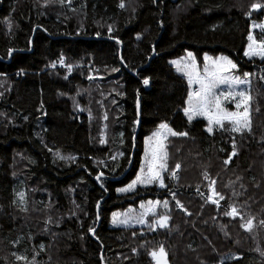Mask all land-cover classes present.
Segmentation results:
<instances>
[{
	"label": "trees",
	"instance_id": "trees-1",
	"mask_svg": "<svg viewBox=\"0 0 264 264\" xmlns=\"http://www.w3.org/2000/svg\"><path fill=\"white\" fill-rule=\"evenodd\" d=\"M263 22L264 0H0V264H155L161 247L264 264V57L245 55ZM187 51L249 73L248 128L182 112ZM161 123L186 133L164 137L163 186L118 191Z\"/></svg>",
	"mask_w": 264,
	"mask_h": 264
},
{
	"label": "snow or ice",
	"instance_id": "snow-or-ice-1",
	"mask_svg": "<svg viewBox=\"0 0 264 264\" xmlns=\"http://www.w3.org/2000/svg\"><path fill=\"white\" fill-rule=\"evenodd\" d=\"M123 7V4H121ZM260 4L254 3L252 5L253 9L260 8ZM251 40V35L249 36ZM249 51L245 52V55H253L259 54L264 57V40L260 42L259 45V52H256L253 45L249 46ZM188 56L191 58V64H186L184 66L185 75L188 78V84L191 89V85L197 84L199 87L193 91L190 90L188 93V100L186 101L187 107L184 108L185 115L188 116V119L191 120L193 115H207L209 119V124L215 122L216 124H221V122L225 119L230 120L233 123V130L240 131L241 128H248L249 121H248V100L249 97L245 95L244 92H237L241 100L240 103L236 104L237 108L241 107V104L244 106L243 113H228L224 109L221 108L220 105V97L216 93V89L220 84H229L231 87L232 84H240V83H247L246 80H241L239 77H234L232 79H226L222 73L226 72V70L231 67L235 68L236 65L232 63L227 57H220L216 61H213L211 65H209L208 61L210 60L209 57L205 56V66L203 73H199L196 71V64L195 59L192 57V53H188ZM174 65H178L177 61H172ZM71 67L70 65L68 66ZM178 71L182 69L178 66ZM249 73H244V76L247 77ZM143 83L147 85L149 83L148 78L143 80ZM221 95H224L221 93ZM228 95H232L231 91ZM213 109L215 113L213 114ZM159 128L164 130L167 133H171V135H186V133H176L172 129L168 127L167 124L161 123ZM209 131L212 129L209 128ZM153 137H156L155 141L153 142L151 138L145 141L146 148H145V160L141 167L140 174L137 175L136 180L132 181L127 188L118 189V191H127L131 189L136 183H150L153 180L161 181V186H163V181L161 177V170L164 169V159L166 153L164 152V144H163V133L162 132H154ZM103 142V141H101ZM63 159V157H61ZM227 163V161H226ZM144 165L147 166V172L144 171ZM179 165H177V168ZM99 178V177H98ZM22 195V194H21ZM179 204V202H177ZM165 207H167V202H165ZM143 207V205H142ZM147 211H152V206L150 202V207ZM146 213H142L141 217L139 218L138 222L143 223V215ZM228 215H235L236 209H232L231 212L227 213ZM168 217L161 216L159 220L160 227H165L167 223ZM122 223H127V220L121 221ZM252 223L251 220L248 221V225L250 226ZM91 231V229H89ZM160 256L161 258L164 257L165 253L163 248L160 249ZM153 256L156 255L155 252L152 253Z\"/></svg>",
	"mask_w": 264,
	"mask_h": 264
},
{
	"label": "rangeland",
	"instance_id": "rangeland-1",
	"mask_svg": "<svg viewBox=\"0 0 264 264\" xmlns=\"http://www.w3.org/2000/svg\"><path fill=\"white\" fill-rule=\"evenodd\" d=\"M251 30H252V36L255 37V39L253 38V40H251V44L250 45H253V47L255 48L256 51L259 50V45H260V40H264V34H259V33H256V31L258 32H261L260 30H264V22L260 25H256V24H253L252 27H251ZM264 33V32H263ZM188 51L185 52L184 54H182L181 56H178V57H175V58H172L171 59V62L172 61H177L178 62V65H174L173 63H171L175 69V71L182 75V76H185L187 78V76L185 75V71L183 70L184 69V66L186 64H191V58L188 56ZM191 53V52H190ZM205 56H202L200 60L195 59V64H196V71L199 72V73H203L204 71V66H205ZM193 57V55H192ZM208 57V56H207ZM220 57H226V56H218V57H214V58H210V60L208 61L209 65L212 64L213 61H216L218 58ZM180 67L182 70L181 71H178L177 70V67ZM222 75L225 76L226 79H232L234 77H239L241 80H246V77L239 74L238 72L235 71L234 68H231L229 67L226 72L222 73ZM247 81V80H246ZM187 82H188V78H187ZM199 87V85L197 84H193L191 85V89L189 87V91L190 90H193L195 91L197 88ZM247 89H248V86H247V83H240V84H232L231 87L229 86V84H220L218 85L217 89L215 90L217 95L220 97V105H221V108L224 109L226 112L228 113H243L244 111V106L243 104H241V107L240 108H237L236 107V104L237 103H240V100L241 98L236 95L237 92H244L245 95L247 96ZM231 91L232 95H228V93ZM189 93V92H188ZM221 93H223L224 95H221ZM248 97V96H247ZM187 100H188V96H187ZM188 105L186 103L185 107L186 108ZM184 108L182 110V112L184 113ZM215 113V110L213 109V114ZM185 114V113H184ZM194 116H199L200 118H202V120L205 122L206 124V131L207 132H211L213 129L215 128H219L220 125L225 122V121H230V120H223L221 122V124H216L215 122H213L212 124H209V119H208V116L207 115H194ZM211 128L212 130L209 131L208 129ZM158 132H162L163 133V141H164V137L166 135L167 132H165L164 130H159ZM156 139V137H151V140L154 142ZM145 148H146V144H145ZM145 160V150H144V154L142 156V159H141V162L143 164ZM140 174V173H139ZM212 201V199L210 200ZM129 213H132L134 214V216H136L134 218V220H139V218L141 217V214L142 213H148V211L146 212H143L141 210V208L138 206V207H133L132 210L129 212ZM145 214V215H146ZM145 215H143V220L145 219ZM125 220H127L128 222L132 220V217H127ZM120 222H118L117 219H112L111 220V225H115V224H118ZM140 224H143V223H140ZM154 228H157V227H160V224H159V221L156 222L154 225H153ZM160 250L156 252V255L154 256V260H155V264H167V261H166V256L164 255L163 258H161L160 256Z\"/></svg>",
	"mask_w": 264,
	"mask_h": 264
},
{
	"label": "water",
	"instance_id": "water-1",
	"mask_svg": "<svg viewBox=\"0 0 264 264\" xmlns=\"http://www.w3.org/2000/svg\"><path fill=\"white\" fill-rule=\"evenodd\" d=\"M37 29H39V28H34V30H33V33H32L31 39H30V44H31V41H32L33 36H34V34H35V32H36ZM40 29H41V28H40ZM143 84H144V83H143ZM144 86H146V85L144 84ZM139 109H140L139 104H137V111H138V126H137V130H138V128H139V122H140ZM128 170H129V169H128ZM98 177H99V178H98ZM104 178H105L104 176L99 175V176H97V177L95 178V181H98V179H104ZM100 204H101V202H99L98 205H100ZM91 235H93V232L91 233Z\"/></svg>",
	"mask_w": 264,
	"mask_h": 264
}]
</instances>
